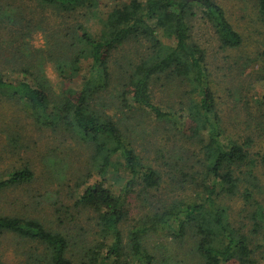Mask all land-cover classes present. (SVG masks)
<instances>
[{
	"label": "trees",
	"instance_id": "obj_1",
	"mask_svg": "<svg viewBox=\"0 0 264 264\" xmlns=\"http://www.w3.org/2000/svg\"><path fill=\"white\" fill-rule=\"evenodd\" d=\"M1 1L0 14L5 15L6 7ZM38 1L64 16L66 26L62 34L67 48L55 66L65 83L74 84L80 79V86L68 87L65 95L55 101L42 78L7 79L0 73V96L25 101L37 125L58 128L96 146L92 159L99 179L86 184L74 203L92 209L100 227L102 239L89 250L93 252L91 263L172 264L173 260L174 264H181L176 256L168 254L164 245L156 246L155 253L146 247L148 240L164 235L180 247L187 246V253L196 257L198 264H257L248 236L232 225L229 208L222 199L240 196L245 205L255 207L253 217L264 218V201L254 198V191L260 189V178L253 171L258 164L264 166V153L257 151L251 155L248 150L253 142L251 136L241 142L223 135L205 63L206 53L192 36V22L200 12L201 19L214 29L221 46H240L242 37L222 7L214 0H117L104 15L96 16L101 25L99 33L93 35L88 26L69 24L66 18L77 21L84 14L82 9L95 14L100 0ZM257 2L264 14V0ZM127 44L138 57L136 60L129 57L122 68L125 73L116 94L120 108L146 109L157 119L170 122L169 132L174 131L175 139L195 144L196 150L189 156V149L181 145L179 149L185 154L179 153L178 157L176 154L167 164L173 170L171 181L179 187L180 197H170L157 205L149 203L148 210L130 226L124 239L122 223L130 217V196L137 192V199L148 201L141 195L158 190L162 181L160 172L130 147L131 141L122 134L118 119L104 108H96L104 105V94L111 84L110 58ZM84 60L90 62V68L82 74ZM21 72L23 76L30 74L25 69ZM161 77L163 86L171 81L178 83L180 108L173 113L153 98L152 84ZM51 101H55L52 109ZM256 103L260 113L254 114L256 118L253 115L252 121L256 128H262L264 93ZM116 155L129 175L119 188L107 178L109 170L117 168L112 163ZM32 177V170L24 166L0 179V191L28 182ZM90 177L91 173L87 175ZM135 186L140 189L135 191ZM0 233L16 234L42 245L45 260L42 264H73L66 236L47 229L36 219L0 215ZM103 248L106 250L101 254ZM260 261L264 264V253ZM0 264H4L1 259Z\"/></svg>",
	"mask_w": 264,
	"mask_h": 264
},
{
	"label": "rangeland",
	"instance_id": "obj_2",
	"mask_svg": "<svg viewBox=\"0 0 264 264\" xmlns=\"http://www.w3.org/2000/svg\"><path fill=\"white\" fill-rule=\"evenodd\" d=\"M214 1L222 7L229 22L242 37L240 46L223 47L214 29L201 19L200 12L192 22L193 39L206 53L205 63L220 111L223 135L241 142L251 136L253 142L248 149L251 155L257 151L264 153V125L256 128L252 121L253 115L260 113L256 101L264 93V14L257 0ZM117 2L100 0L94 9L96 15L82 9L84 14L77 21L72 18H66V21L72 25L82 23L88 26L93 35H97L101 22L96 16L104 15ZM1 3L7 13L0 14V18H5L0 22V73L7 79L27 77L31 81L42 78L55 101L65 95L68 87H79L80 79L75 80L74 84L65 83L55 66L67 48L66 38L62 34L66 26L64 16L38 0H3ZM129 57L135 60L138 57L129 44L112 54L111 84L104 94V107L96 108H104L118 119L122 134L131 141L130 147L145 163L160 172L162 181L158 190L141 195L148 201L137 199V192L130 196V217L126 223H122L124 239L130 226L150 205H157L170 197H180L179 187L171 181L173 170L167 164L173 161L176 154L177 157L179 153L185 154L179 149L181 145L189 149V156L196 150L195 144L181 143L175 139L174 131L169 132L172 126L170 122L157 119L146 109L120 108L116 94L121 88L120 78L125 73L122 68L127 65ZM89 65L88 60L82 61V74L89 70ZM22 69L30 74L23 76ZM162 81L163 77L152 84L153 98L166 111L173 113L180 108L177 104L180 98L176 92L178 83L171 81L163 86ZM55 101H51V109ZM29 114L30 109L25 101L0 96V179L24 166L33 172L30 181L0 191V215L38 220L47 229L66 236L70 245L68 256L73 264H92L90 257L93 252L90 251L102 239L96 213L74 203L86 184L99 179L96 162L92 159L96 146L80 136L64 134L58 128L39 126ZM259 132L262 133L259 135ZM196 153L199 154L198 151ZM112 163L117 168H111L107 178L109 183L119 188L129 175L124 172L123 161L118 155L112 158ZM253 171L260 178V189L254 191V198L264 201V166L258 164ZM89 173L91 177L87 178ZM134 189L138 191L140 186ZM222 201L229 208L232 225L248 236L256 263L263 264L260 257L264 253V218L253 217L255 207L245 205L240 196L226 197ZM146 245L154 253L156 246L164 245L169 250L168 254L176 256L181 264H198L196 257L187 253V246L180 247L168 236L156 235ZM105 250L103 248L100 253L104 254ZM43 253L42 245L31 239L0 233V259L4 264H42L45 261Z\"/></svg>",
	"mask_w": 264,
	"mask_h": 264
}]
</instances>
